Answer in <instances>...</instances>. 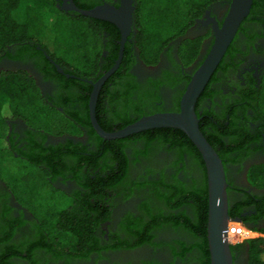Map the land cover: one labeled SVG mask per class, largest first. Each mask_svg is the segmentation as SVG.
I'll return each instance as SVG.
<instances>
[{"label": "trees", "instance_id": "trees-1", "mask_svg": "<svg viewBox=\"0 0 264 264\" xmlns=\"http://www.w3.org/2000/svg\"><path fill=\"white\" fill-rule=\"evenodd\" d=\"M222 1L229 0H134L133 42L139 60L148 66L156 65L162 51L179 40L177 57L180 65L191 66L205 36L190 39L185 35L207 9ZM75 2L76 7L83 10L96 5L95 0ZM106 26L109 31L117 32L113 25L59 10L55 0H0V59L31 58L46 80L58 84L53 103L63 110L60 113L45 102L28 73L20 70L0 72V158L17 162L20 183L16 184L17 179H3L1 174L0 179L16 201L24 208L28 207L26 209L32 215L31 220L15 218L8 205L0 206V264H77L86 262L91 255L101 259L109 250L123 252L141 247L165 249L169 264L176 261L179 264H210L206 171L200 153L187 136L177 129L156 128L105 141L91 127L88 110L91 85L80 79L96 81L115 62L116 54L109 57L101 72L99 62ZM262 30L264 0H253L233 41L241 34L247 43L252 42ZM37 47L45 51L65 74L74 78L58 74ZM128 47L125 46L119 68L108 78L97 101L96 121L105 132L120 130L158 109L155 105L158 94H148L144 89L139 91L134 77L128 72L133 63ZM111 48L108 49L112 54L117 49L114 40ZM238 51L234 43L228 47L195 106L199 130L222 160L224 170L226 163L244 160L250 145L257 142L245 124L237 125L236 109L243 112L250 109L259 127L264 128V71L258 87L253 84L240 87L238 97L231 98L233 101L219 118L210 119L208 115L212 111L210 114L207 111L202 115L198 113L201 98L213 99L211 87L222 78L219 73L226 76L235 68L234 58ZM172 77L173 80L165 77L169 86L184 83L176 96L175 111H178L179 100L191 74L178 72ZM105 99L109 101L108 107L104 105ZM70 101L77 102L78 106L68 107ZM212 104L216 105L215 102ZM13 118L21 119L33 129L28 132L26 151L20 152L22 158L14 157L2 145L7 132L6 121ZM82 129L88 132L92 149L70 141L59 146L44 145L43 134L80 136ZM34 135H41V140H36ZM158 149L170 154L168 167L173 173L166 174L165 165L161 170L149 168L146 175L140 173L136 178L131 177L130 166L151 158ZM25 165L32 168V172ZM179 171L184 175L182 178L177 176ZM58 176L64 179L70 176L80 188L69 196L68 205L53 213L29 210L35 208L29 197L31 179L43 177V182L53 188L50 180ZM246 178L261 193L246 195L228 208L229 218L244 227L247 222L264 216V163L251 166ZM132 197L139 199L136 211L126 212L109 233L102 231L103 224L112 222L115 200L120 199L121 204ZM249 210L254 214H246ZM258 232L264 233V230ZM160 234L168 238L157 242L156 236ZM230 250L233 261L235 253L241 250L246 251V264H264L262 237L232 244Z\"/></svg>", "mask_w": 264, "mask_h": 264}, {"label": "flooded vegetation", "instance_id": "flooded-vegetation-1", "mask_svg": "<svg viewBox=\"0 0 264 264\" xmlns=\"http://www.w3.org/2000/svg\"><path fill=\"white\" fill-rule=\"evenodd\" d=\"M95 1H96V5L93 8L102 5L112 6L115 9L124 8L127 11L130 10V8H133L132 24L130 26V31L126 37L123 46V52L125 46L126 45L129 46L128 48L130 51V57L133 58V63L131 64V67L129 68L128 72L130 75H132V77H134V80L138 85L139 91L141 89H144L148 94L151 93L158 94V99L157 101H155V105L158 109L153 114L177 112L175 111L176 110L175 102L177 99L176 96L179 93V91L183 89L184 83L182 81L178 83L175 87H171L165 83V79L167 78V80H173L172 75H177L178 72H182V74H186V75L191 74L192 76L196 68L199 66V63L203 61V59L209 52L211 45L213 43L212 21L216 22L219 26L221 25V22L226 15L229 2L222 1L213 4L209 9H207L204 12V14L200 19L195 21V24L187 31L185 38L194 39L203 36L205 37L202 40L199 54L195 62L191 66L184 68L180 65V61L177 57V47L179 40L170 43L168 47L162 51V53L159 55V60L156 63V65L148 66L143 64L139 60L137 50L133 42V37L135 35V30L133 27L134 0H95ZM55 2H56V7L59 10L64 11L63 10V6L65 4L64 1L55 0ZM72 2L76 6L75 0H72ZM101 22L113 25L117 30V32H115L114 30L109 31V29H107L108 26L105 27L104 39L102 41L103 50L101 54V60L99 62L101 72H103L104 68L107 66V62L110 56L116 54L115 62L118 58L120 52L121 33L120 30L114 24L108 21H101ZM116 33H118V35H116ZM258 33H260V36L255 38L253 41L251 40L252 42L249 43H247L246 39L241 34H239L240 36L237 40H235V42L232 41V43H234L239 50L238 52L235 53V58H234L236 66L231 71H228L226 76L222 72L219 73V76H222V78L219 81L214 82L211 87V91H213V99L211 100L208 97H205L203 100L202 98L200 99L199 110H198V113L200 115H202L204 111H207L209 114L212 111V113L210 114L211 116L208 115V117L210 119L216 117L217 119L221 115H223L225 107L231 101H233L235 98L238 97L237 93L240 87L242 88L247 84H253L255 87H258V84L260 83V78L264 71V30ZM117 37L118 39H116ZM113 40L115 41V45H117V49L115 48L111 54L108 48L110 47V49H112L111 43L113 46ZM37 49L41 50L44 57L50 62L51 59L45 53V51H43L39 47H37ZM51 64L55 67L54 65L55 63L54 64L51 63ZM17 70L28 73L34 79V82L39 88L41 96H43L45 102L48 103L50 107H54L58 112L62 113L63 111L62 108L58 107L53 103L56 100V94L59 88L58 84L51 80H46L44 75L36 68L34 61L31 58L26 57L24 59L22 58L18 60H14L10 58L0 59V72L17 71ZM108 70L105 71V73L108 72ZM57 73L64 75L65 77L66 75H68L65 74L63 70L62 73H59L58 71ZM104 74H102L99 78H101ZM66 78H74V76L73 77L70 76ZM83 80L86 79H80V81L84 82ZM96 81H91V82L95 83ZM106 81L104 82V84L102 85L99 91L97 101L99 96H101V91L103 90V86L105 85ZM88 84L91 85L90 83ZM92 89L93 87L91 85L90 94L92 92ZM90 94H89V98H90ZM135 95L136 93L133 95V97ZM89 98H88V103H89ZM231 98H233V100ZM97 101H96V105H97ZM108 102L109 101L107 99L104 100V105L106 107H108ZM213 102H215L216 105H213L212 104ZM72 104L78 106V103L73 101L68 102L67 106L72 107ZM235 112H236L235 115L238 117L237 125L239 127H242L244 126L243 124H245L247 126L249 133L251 134V136L257 139V142L254 145L253 144L250 145L249 148L250 152L248 156L244 158V160H242L240 163H234L231 161L229 163H226L225 165L226 170L224 171L226 175V181L228 183L227 198L229 205H232L234 202L240 201V199L244 198L246 195L249 194L257 195L261 193V191H258L248 183L246 174L251 166L264 163V128L259 127V123L254 120L253 113L251 112L250 109L243 112L242 109L238 108V110L236 109ZM245 116H248L253 119L249 121L247 120V118H245ZM227 124L228 123L225 122V125ZM6 125H7V132L4 137V144L2 145L8 150H10L14 157L22 158L20 152L26 151V145L29 137L28 132L33 129H29L26 126V124L19 118L8 119L6 121ZM82 132L83 133L80 136L61 135L57 137L53 135L43 134L44 135L43 142L45 146H50V145L59 146V145H65L67 141H70L73 144L81 143L82 145H87L89 149H92L93 146H90L89 144L88 132L86 131V129H82ZM33 133L36 134L37 132L33 131ZM39 133L42 135V131H40ZM41 135H34V137L36 140L37 139L41 140ZM169 159H170V154L167 153L166 150L163 149L155 150L151 158L141 159L140 162L134 164L133 166H130L129 168L130 176L136 178L139 176L140 173L146 175V172L149 168H153L156 171H158L161 170L165 165H167V167L165 166L166 167L165 173L172 174L173 171L171 170L170 167H168ZM177 176L179 178H182L184 175L182 171H179L177 172ZM50 184L53 187V189L58 190L68 196L73 195L74 192L80 189L78 185L75 183V181L71 179L70 176H67L65 179L58 176L53 181L50 180ZM115 202H116V206L112 209V222H107L102 225V231H104L105 233H109L110 229L113 230L116 227V225L119 223L120 218L126 212L128 211L135 212L136 206L139 203V199L136 197H132L126 201H123L121 204H120V199L115 200ZM3 204H6L10 207L11 209L10 213L13 217L22 218L24 220L32 219V215L27 211L26 208L22 207V205H20L16 201V199L14 198V196L11 194L10 190L6 186L5 182H3L0 179V206H3ZM246 214L252 215L254 214V212L249 210L248 213ZM109 224H111L110 228L108 227ZM234 224L237 223L234 222ZM237 225L242 226L250 234L251 233L255 234L256 238L258 237L264 238V233L258 232L259 230H264V216L261 217L260 219H256L255 221L247 222V227H244L241 224H237ZM24 229L26 230L25 227ZM17 236H19V233L16 235V237ZM167 238L168 236L160 234L156 236V241L158 242L161 239H167ZM104 239L106 240L108 239L107 234H105ZM103 255H104L103 258L101 259H97L96 256L91 255L89 260H87L86 262L83 263L81 262L77 264H143V262H152L153 264H169L170 262V258L167 255L165 249H159V248L153 249L151 247H141V248L133 249L131 251H123V252L109 250L106 251ZM246 261H247L246 251L240 250L239 252L235 253L234 264H246ZM49 264H60V263L50 262ZM175 264H179L178 261H176Z\"/></svg>", "mask_w": 264, "mask_h": 264}, {"label": "water", "instance_id": "water-1", "mask_svg": "<svg viewBox=\"0 0 264 264\" xmlns=\"http://www.w3.org/2000/svg\"><path fill=\"white\" fill-rule=\"evenodd\" d=\"M63 1L65 3L63 6L64 11L74 12L95 20L108 21L114 24L121 33L120 52L113 67L95 83L83 80L93 87L88 103L89 118L93 130L105 141L126 138L156 128H172L183 132L200 153L205 166L208 196L206 230L210 264H234L230 244L226 239L230 223L235 222L228 215V183L222 160L199 130L195 105L234 40L240 25L248 16L253 0H229L228 9L221 25L219 26L212 21L213 43L186 85L177 112L143 116L134 123L114 132H105L100 128L95 117V107L102 85L121 63L124 42L132 24L133 8L127 11L124 8L115 9L112 6L102 5L83 10L77 8L72 0ZM50 62L54 64L52 60ZM54 65L57 71L62 73L61 68L56 64ZM66 77L70 76L66 75Z\"/></svg>", "mask_w": 264, "mask_h": 264}, {"label": "rangeland", "instance_id": "rangeland-1", "mask_svg": "<svg viewBox=\"0 0 264 264\" xmlns=\"http://www.w3.org/2000/svg\"><path fill=\"white\" fill-rule=\"evenodd\" d=\"M54 48V45L51 44V49ZM49 48V50H51ZM3 161V162H2ZM19 165H17V162L14 160H11V158H7L5 160H2L0 158V174L1 177L6 180L11 181L13 179H17L16 184L18 185L20 182L19 177L17 175V168ZM22 166V165H21ZM26 167V165H25ZM29 169L30 172L32 168L26 167ZM23 170L25 169L24 167L22 168ZM20 176V175H19ZM11 178V179H8ZM41 181L39 182V180ZM43 177H38V178H32L31 183V193H29V197L31 198V201L33 202V206L35 208H29V210H36L40 209L41 211H49L51 213L59 211L60 209L64 208L68 203L70 202V197L58 190H55L51 188L49 185L45 184L43 182ZM38 182V183H37ZM28 208V207H26ZM34 212V211H31ZM247 238H244L241 240V242L247 240V239H252L256 238L255 234H250L248 233ZM238 242V243H241Z\"/></svg>", "mask_w": 264, "mask_h": 264}, {"label": "built area", "instance_id": "built-area-1", "mask_svg": "<svg viewBox=\"0 0 264 264\" xmlns=\"http://www.w3.org/2000/svg\"><path fill=\"white\" fill-rule=\"evenodd\" d=\"M249 232L246 231L242 226L230 223L226 239L229 244H237L238 242H241L244 238H247V234Z\"/></svg>", "mask_w": 264, "mask_h": 264}, {"label": "clouds", "instance_id": "clouds-1", "mask_svg": "<svg viewBox=\"0 0 264 264\" xmlns=\"http://www.w3.org/2000/svg\"><path fill=\"white\" fill-rule=\"evenodd\" d=\"M231 245V244H230Z\"/></svg>", "mask_w": 264, "mask_h": 264}]
</instances>
